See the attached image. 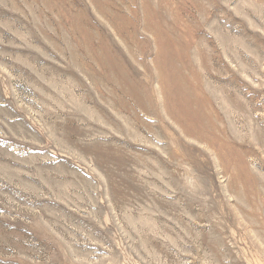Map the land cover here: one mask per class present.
I'll return each mask as SVG.
<instances>
[{"label": "rangeland", "instance_id": "rangeland-1", "mask_svg": "<svg viewBox=\"0 0 264 264\" xmlns=\"http://www.w3.org/2000/svg\"><path fill=\"white\" fill-rule=\"evenodd\" d=\"M0 264H264V0H0Z\"/></svg>", "mask_w": 264, "mask_h": 264}, {"label": "bare ground", "instance_id": "bare-ground-1", "mask_svg": "<svg viewBox=\"0 0 264 264\" xmlns=\"http://www.w3.org/2000/svg\"><path fill=\"white\" fill-rule=\"evenodd\" d=\"M131 34H132V33H131ZM114 58H115V57H114ZM102 59H103V58H102ZM122 72H123V71H122ZM114 76H115V75H114ZM131 80H132V79H131ZM126 87H127V86H126ZM130 92H131V91H130ZM128 93H129V92H128ZM180 105H181V104H180ZM181 110H182V111H183V110H187V109H186V105H185L184 103H183V109H181Z\"/></svg>", "mask_w": 264, "mask_h": 264}]
</instances>
